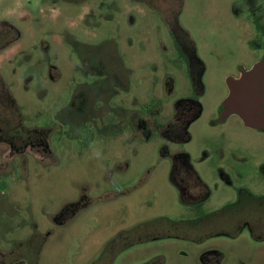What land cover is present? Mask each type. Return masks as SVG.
<instances>
[{
    "label": "rangeland",
    "instance_id": "1",
    "mask_svg": "<svg viewBox=\"0 0 264 264\" xmlns=\"http://www.w3.org/2000/svg\"><path fill=\"white\" fill-rule=\"evenodd\" d=\"M259 60L264 0H0V264H108L145 235L110 264H264L248 227L157 221L264 195V130L217 122Z\"/></svg>",
    "mask_w": 264,
    "mask_h": 264
},
{
    "label": "trees",
    "instance_id": "2",
    "mask_svg": "<svg viewBox=\"0 0 264 264\" xmlns=\"http://www.w3.org/2000/svg\"><path fill=\"white\" fill-rule=\"evenodd\" d=\"M177 30L181 31L182 34V29L180 26H178ZM177 30L174 28V32L178 33ZM183 35V34H182ZM186 47V44H183ZM190 56H189V61L192 64L191 66L194 69L195 73L192 76L193 79L198 80L199 75L201 73L202 70V66L198 63L197 58L195 57V54L193 53V50L188 51ZM183 166L185 168V170L187 172L193 173L192 169H191V165L189 162V158L188 156H184L183 159ZM175 172V170H174ZM173 172V173H174ZM261 173L264 176V166L263 169H261ZM196 181L198 184H202L200 182V180L196 177ZM174 184L176 185V187L178 188L179 194H180V198L183 201H186L187 198V193L185 191V189L181 186V184L175 179H173ZM253 214L256 215V219L253 217ZM249 217L254 218L253 222L249 219ZM159 223H163V224H170L172 226H176V227H186L189 228L191 230H187L184 229L181 232H174L172 233L170 236L175 237V238H182V239H191L194 242H201V240H196L195 238L197 236L196 233L204 231L206 232V234H202L204 235V238L207 237H214V236H226V237H230V238H234L236 236H238L241 231L243 230V228L248 227V229L250 230L251 236L256 240V241H262L264 240V234L259 235L258 233H256L257 227L260 226L261 230H264V195L261 196H255L253 194H251L248 190L246 189H240L238 190V196H237V200L234 203L228 204L224 207H222L221 209L214 211L212 213H209L208 215H203L195 220H191V221H187V222H171L167 219L164 218H159V220H157ZM226 221L227 223L231 224V228H233L232 230H222L220 228L215 229V227H220L221 224H223ZM149 225V222H145V223H141L139 224V227H146ZM258 225V226H257ZM211 226H213V229H208ZM122 232V231H121ZM119 232L118 234H116L115 238H111L109 239L106 244L109 245V243L111 244H116L117 242L120 243V241L124 240V236L123 233ZM190 232H192L191 234H189ZM146 236V235H145ZM145 236H141L139 238H133V242H142L147 240L148 238H146ZM149 237V236H147ZM163 238V237H162ZM126 243V245H131V244H135V243ZM126 245L120 246L117 249L114 250L113 253H111V256L108 260V264L111 263V261L114 260L115 256L121 252V250H123L124 248H126Z\"/></svg>",
    "mask_w": 264,
    "mask_h": 264
},
{
    "label": "water",
    "instance_id": "3",
    "mask_svg": "<svg viewBox=\"0 0 264 264\" xmlns=\"http://www.w3.org/2000/svg\"><path fill=\"white\" fill-rule=\"evenodd\" d=\"M229 93L223 100L224 110L217 122L230 114L237 115L246 127L264 129V63L257 61L243 70L239 79L226 78Z\"/></svg>",
    "mask_w": 264,
    "mask_h": 264
},
{
    "label": "flooded vegetation",
    "instance_id": "4",
    "mask_svg": "<svg viewBox=\"0 0 264 264\" xmlns=\"http://www.w3.org/2000/svg\"><path fill=\"white\" fill-rule=\"evenodd\" d=\"M186 48H187V46H186ZM246 70H248V69H246ZM242 71H243V70H241L240 76H241V74H242ZM240 76H238V77H236V78H233V79H239ZM228 93H229V90H228ZM227 95H228V94H227ZM226 97H227V96H226ZM226 97H225V98H226ZM225 98H224V99H225ZM222 102H223V101H222ZM223 110H224V107L222 106V103H221V105H220V109H219V115H220V113H221ZM230 115H233V114H230ZM230 115H229V116H230ZM229 116H228V117H229ZM228 117H227V118H228ZM227 118H226V119H227ZM251 129H252V128H251ZM254 130H257V129H254ZM259 130H264V129H259ZM249 192H250V191H249ZM259 196H260V195H259ZM172 238H174V237H172Z\"/></svg>",
    "mask_w": 264,
    "mask_h": 264
}]
</instances>
